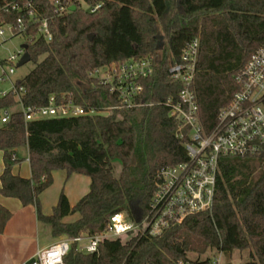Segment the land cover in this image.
<instances>
[{
	"label": "trees",
	"instance_id": "trees-1",
	"mask_svg": "<svg viewBox=\"0 0 264 264\" xmlns=\"http://www.w3.org/2000/svg\"><path fill=\"white\" fill-rule=\"evenodd\" d=\"M34 2L49 17L52 39L27 43L33 67L15 80L24 88L25 105H43L51 93L71 92L80 103L104 106L112 95L90 84L87 73L114 61L153 56L154 72L144 80L141 101L147 105L30 122L14 111L0 126V193L34 205L53 236L100 232L119 211L140 222L148 213L157 173L187 158L175 137L176 120L163 104L181 88L170 78V65L190 40L199 39L193 89L202 123L211 128L235 90L234 74L264 41V0H89L102 5L94 13L75 9L64 15H57L49 0ZM29 31L35 34V28ZM13 105L12 93L0 96V110ZM25 144L29 178L12 173L13 151ZM115 160L121 163L118 175ZM56 169L88 176L89 191L73 206L62 191L52 213L44 215L38 196ZM74 213L76 220L62 221ZM10 216L0 205V232ZM207 250L222 251L225 259L235 250H248L251 259L241 264H264V157L220 158L210 211L191 215L160 235L103 239L94 253L80 252L72 243L64 264H199ZM189 254H195L194 260Z\"/></svg>",
	"mask_w": 264,
	"mask_h": 264
},
{
	"label": "built area",
	"instance_id": "built-area-1",
	"mask_svg": "<svg viewBox=\"0 0 264 264\" xmlns=\"http://www.w3.org/2000/svg\"><path fill=\"white\" fill-rule=\"evenodd\" d=\"M57 15L71 12V7L87 13L96 12L101 2L89 0H49ZM5 15H14L6 21ZM35 28V34L30 29ZM17 35L25 40L7 57L0 58V83L8 81V89H0V96L12 93L25 122L49 118H74L107 114L113 110L131 109L147 105L141 101L144 80L154 72V57L126 58L89 70L87 81L101 85L112 95L104 106L80 103L71 92L51 93L43 105H25L23 87H16L12 77L24 52L22 45L41 37L52 39L49 17L40 13L34 0H0V47ZM199 54V39L190 40L183 48L178 62L169 67L170 78L181 88L176 97H168L163 104L168 116L176 120L175 137L181 141L186 160L163 167L156 175L149 200L147 215L140 222L129 220L123 211L109 218L104 230L70 238H59L41 248L22 264H64V257L72 243L78 251L94 253L103 239L156 236L170 227L181 224L187 217L210 211L214 204L219 160L222 157H264V41L234 74L233 91L227 104L216 115L211 128L200 118L199 104L193 89L194 75ZM9 65L8 68L5 65ZM14 110H0V123L9 121ZM191 258V257H190ZM194 260V258H192ZM178 264H192L180 260ZM199 264H227L222 251H215L200 258Z\"/></svg>",
	"mask_w": 264,
	"mask_h": 264
},
{
	"label": "crops",
	"instance_id": "crops-1",
	"mask_svg": "<svg viewBox=\"0 0 264 264\" xmlns=\"http://www.w3.org/2000/svg\"><path fill=\"white\" fill-rule=\"evenodd\" d=\"M1 58V57H0ZM20 77H12V82ZM6 83L4 86L3 84ZM11 83H0V89H8ZM18 106V105H17ZM20 107L17 110L19 111ZM17 160L12 166V173L24 178L31 176L28 146L21 145L14 149ZM4 169L3 151L0 150V176ZM52 183L43 190L38 201L42 214L50 215L63 191L71 206L75 205L88 191L90 178L83 174H67L64 169L52 172ZM1 186V180H0ZM0 205L11 212L10 218L0 232V264H22L29 260L37 250L45 248L59 239L53 236L49 224L37 217L36 207L32 204L22 205L17 198L0 193ZM79 217L77 213L63 217V222H72Z\"/></svg>",
	"mask_w": 264,
	"mask_h": 264
},
{
	"label": "rangeland",
	"instance_id": "rangeland-1",
	"mask_svg": "<svg viewBox=\"0 0 264 264\" xmlns=\"http://www.w3.org/2000/svg\"><path fill=\"white\" fill-rule=\"evenodd\" d=\"M157 27H158V34L160 36V41H164V34H163V21H161L160 19L157 20ZM25 40V37L22 35H17L15 37H13L11 40L6 41L3 46L0 47V57H7L11 52H13L23 41ZM6 68L9 67V65H5ZM15 67V73L13 75V77H22L25 74H27L33 67V63L31 61L26 62L25 64L18 66V65H14ZM4 86L6 85V83L3 84ZM19 108V106L17 105H13L10 107L11 110H17ZM2 124L0 123V126ZM113 165H114V172L116 175H118L120 168H121V163L119 160H115L113 161ZM63 237H68L67 235H60L59 238H63ZM126 236H124L125 238ZM214 252V250H207L202 256H200L201 258H203L205 255H209L210 253ZM189 256L191 258H195V254H189ZM251 259L249 256V252L248 250H235L232 252V254L230 255V257L226 258V261L230 264H241L247 260Z\"/></svg>",
	"mask_w": 264,
	"mask_h": 264
},
{
	"label": "water",
	"instance_id": "water-1",
	"mask_svg": "<svg viewBox=\"0 0 264 264\" xmlns=\"http://www.w3.org/2000/svg\"><path fill=\"white\" fill-rule=\"evenodd\" d=\"M71 10L74 11L75 10V7L72 6L71 7ZM89 39H92V36H88ZM25 49H27V44H23L22 45ZM30 61V55L27 51L24 52L23 56L21 57L20 61L18 62V66H21L23 64H25L26 62H29Z\"/></svg>",
	"mask_w": 264,
	"mask_h": 264
}]
</instances>
